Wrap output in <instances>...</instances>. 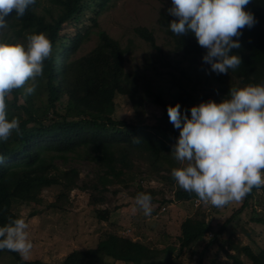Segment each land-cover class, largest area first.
Here are the masks:
<instances>
[{
  "label": "trees",
  "instance_id": "obj_1",
  "mask_svg": "<svg viewBox=\"0 0 264 264\" xmlns=\"http://www.w3.org/2000/svg\"><path fill=\"white\" fill-rule=\"evenodd\" d=\"M49 1L56 4V14L49 10L48 14L39 12L40 0H36V4L22 18L17 19L15 14L8 18V26L12 30L0 38V42L16 44L25 39L26 34L45 33L53 43V54L44 63V75L36 92L26 97L22 89L14 90L12 99L7 97L8 118L19 119L23 136L13 134L7 143L0 142V156L4 158V162L0 163V226L7 223L8 217L21 218L13 210L15 202L32 204L42 201L40 195L44 185H60V196L78 188V171L60 170L54 162L56 157L77 153L80 149H91L89 158L96 162L99 173L93 184L83 188L94 191L102 188L106 191L108 185L123 181L124 172L131 168L133 159L138 156L156 164L165 154L172 152V145L159 136L164 134L169 142H177L179 137V130L169 122L168 106L179 103L183 112L200 104L191 93L178 92L172 100H157L162 114L153 125L114 118L118 96L128 97L136 107L143 104L136 96V81L125 68L126 50L118 40L99 30L95 48L77 57L83 36L77 34L64 39L61 31L69 21H79L90 0ZM94 1L99 8L97 14L109 2ZM246 10L254 14L257 23L250 29L246 27L242 30L239 37L241 47L231 52L240 56L242 63L235 71L229 70L239 79L242 87L264 84V0H252ZM173 19L176 18L163 13L159 24L173 40L176 51L183 53L200 69H210V65L202 60L207 50L198 45L194 35L190 33L181 37L170 31L168 24ZM94 24H97L95 20ZM136 33L160 51L150 30L137 27ZM40 94L44 99L38 103L35 98ZM187 114L190 117V111ZM133 138L140 142L133 143ZM256 190L254 188L246 196L240 209L208 242L211 225L205 217L198 212L186 218L180 226L178 254L205 243L200 252L202 258L208 248L221 238L235 215L245 209ZM174 198L197 199L195 194L180 188H177ZM34 212L33 215L36 214ZM99 218L107 220L103 214ZM252 220L264 225V217H253ZM231 247L235 250V253L228 254L231 264H247L242 255L250 264H264V246L258 252L249 246L239 247L233 243ZM174 252L173 247L156 250L140 241L110 233L94 248L72 250L61 264H105L108 259L118 264H181ZM3 255L11 257L13 264H52L41 259L24 260L17 253L7 250L0 251V258Z\"/></svg>",
  "mask_w": 264,
  "mask_h": 264
},
{
  "label": "rangeland",
  "instance_id": "obj_2",
  "mask_svg": "<svg viewBox=\"0 0 264 264\" xmlns=\"http://www.w3.org/2000/svg\"><path fill=\"white\" fill-rule=\"evenodd\" d=\"M170 7L171 0H109L97 14L99 8L96 1L90 0L79 21H69L62 28L64 39L77 34L83 36L77 57L95 48L99 30L118 40L126 50L125 68L136 81V96L143 104L136 107L128 97L118 96L113 114L116 119L153 125L162 114L158 99L172 100L178 92H189L200 103L209 100L220 103L228 98L230 88L242 87L233 74L218 75L210 69H200L183 53L176 51L173 40L159 24V17L163 13L168 14ZM48 10L56 14L58 9L49 0H40L38 11L48 14ZM9 26L0 32V38L12 30ZM137 27H146L154 34L160 51L136 33ZM16 43H26V40L22 38ZM9 98L12 99V96ZM35 99L40 103L44 97L40 94ZM159 136L172 147L176 143L169 142L164 134ZM91 153V149H80L77 153L55 158V165L60 170L76 169L79 173L78 188L72 189L66 196H60V185H44L39 203H14V212L29 224V238L34 248L28 259L61 264L72 250L94 248L110 233L140 241L156 250L173 247V255H178L181 264H199L200 259L201 264H231L228 254L235 253L232 243L239 247L249 246L256 252L264 246V225L252 220L253 217H264V188L256 190L245 209L235 215L221 238L208 248L202 258L200 252L205 243L178 254L180 226L186 218L198 212L205 217L211 225L208 242L240 209L245 198L220 209L199 204L195 199L175 200L179 187L171 176V170L182 165L174 159L172 152L165 154L156 164L138 156L133 159L131 168L124 172L122 182L108 185L106 191L102 188L98 191L86 190L83 186L93 184L99 173L98 165L89 158ZM140 192L152 196L154 207L149 217L139 210L132 211L135 197ZM34 211L35 215L32 214ZM100 214L105 215L107 220H101ZM242 259L250 264L244 255ZM0 264H13L12 258L3 255ZM105 264L118 263L108 259Z\"/></svg>",
  "mask_w": 264,
  "mask_h": 264
},
{
  "label": "clouds",
  "instance_id": "obj_3",
  "mask_svg": "<svg viewBox=\"0 0 264 264\" xmlns=\"http://www.w3.org/2000/svg\"><path fill=\"white\" fill-rule=\"evenodd\" d=\"M252 0H171L167 11L173 19L168 27L177 36L194 35L206 49L202 57L216 74H228L241 66L233 49H240L242 30L257 20L247 6ZM36 0H0V32L8 18H22ZM26 43L0 42V142L16 134L23 136L20 121L8 118L7 97L14 90L33 95L44 75V63L53 54V43L45 33L26 34ZM228 98L209 100L190 110L181 105L167 107L169 122L179 130L172 156L182 167L173 168L176 185L195 194L204 204L218 209L242 201L254 188H264V84L230 88ZM190 111V117L187 114ZM140 140L133 138V143ZM4 162L0 156V163ZM152 196L140 192L132 211L145 217L153 212ZM29 224L23 218H7L0 226V251L17 253L27 260L34 248Z\"/></svg>",
  "mask_w": 264,
  "mask_h": 264
},
{
  "label": "built area",
  "instance_id": "obj_4",
  "mask_svg": "<svg viewBox=\"0 0 264 264\" xmlns=\"http://www.w3.org/2000/svg\"><path fill=\"white\" fill-rule=\"evenodd\" d=\"M196 200V202H198L199 204L201 203H203V202H201L198 198L197 199H195Z\"/></svg>",
  "mask_w": 264,
  "mask_h": 264
}]
</instances>
